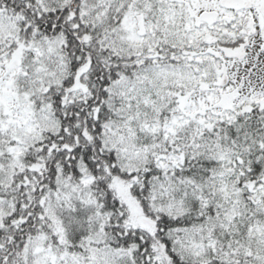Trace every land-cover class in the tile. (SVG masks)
<instances>
[{"label": "snow or ice", "instance_id": "6c2138e0", "mask_svg": "<svg viewBox=\"0 0 264 264\" xmlns=\"http://www.w3.org/2000/svg\"><path fill=\"white\" fill-rule=\"evenodd\" d=\"M0 264H264V0H0Z\"/></svg>", "mask_w": 264, "mask_h": 264}]
</instances>
